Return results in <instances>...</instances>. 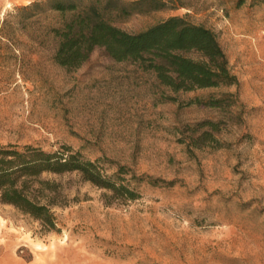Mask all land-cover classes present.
I'll return each mask as SVG.
<instances>
[{
	"label": "rangeland",
	"instance_id": "374dc122",
	"mask_svg": "<svg viewBox=\"0 0 264 264\" xmlns=\"http://www.w3.org/2000/svg\"><path fill=\"white\" fill-rule=\"evenodd\" d=\"M36 1L0 0V146H70L109 175L125 167L140 198L45 175L63 186L60 233L0 203V264H264V0H187L115 20L133 34L177 16L212 29L239 87L188 93L100 48L78 69L58 65L44 28L55 16L26 31L9 18L5 36L8 15ZM222 93L238 107L194 102ZM206 121L215 140L190 149Z\"/></svg>",
	"mask_w": 264,
	"mask_h": 264
},
{
	"label": "trees",
	"instance_id": "16d2710c",
	"mask_svg": "<svg viewBox=\"0 0 264 264\" xmlns=\"http://www.w3.org/2000/svg\"><path fill=\"white\" fill-rule=\"evenodd\" d=\"M187 0H40L15 9L4 21L2 33L13 28L28 30L42 17L57 18L45 33L56 41L54 61L69 70L80 68L97 48L117 62H132L154 74L161 86L174 93L239 87L226 52L216 33L185 17H171L140 33H129L115 25L117 19L135 14L187 7ZM6 38V37H4ZM173 100V99H172ZM195 103L211 108H235L234 93H222ZM207 126L188 147L200 148L214 139L218 123ZM215 140V139H214ZM77 173L81 178L111 193L112 199L136 201L140 194L123 176L125 167L109 175L101 161L87 159L70 146L48 152L33 146H0V203L12 206L40 224L43 233H60L56 207H63V186L45 175L61 177Z\"/></svg>",
	"mask_w": 264,
	"mask_h": 264
}]
</instances>
